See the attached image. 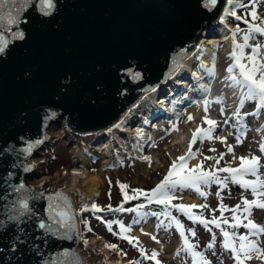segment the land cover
<instances>
[{
	"label": "water",
	"instance_id": "obj_1",
	"mask_svg": "<svg viewBox=\"0 0 264 264\" xmlns=\"http://www.w3.org/2000/svg\"><path fill=\"white\" fill-rule=\"evenodd\" d=\"M220 7L221 0L210 9L204 0H52L51 8L43 0H5L0 6V264H86L76 247L68 198L61 188L40 191L28 183L35 171L27 157L44 142L49 122L61 115L65 127L109 123L176 66L178 53L213 25ZM21 183L31 197V212L23 216L13 203L22 193L10 187ZM60 193L55 201L48 199ZM53 203L60 207L52 215L59 219V211L67 212L72 227L49 218ZM41 221L59 234L40 229Z\"/></svg>",
	"mask_w": 264,
	"mask_h": 264
},
{
	"label": "rangeland",
	"instance_id": "obj_2",
	"mask_svg": "<svg viewBox=\"0 0 264 264\" xmlns=\"http://www.w3.org/2000/svg\"><path fill=\"white\" fill-rule=\"evenodd\" d=\"M235 8H237V12L241 16L251 15L252 11H255L258 15H264V0H256L255 4H253V0H243V3H240ZM228 20L234 25V29L231 30L233 31L231 35L235 33V39L243 43V36L248 30L243 27L244 24H241V22L240 26L236 27L234 22L236 19L228 18ZM231 39H233V36H231ZM227 41V36L225 39H221L218 50V65L221 73L226 72V69L233 63L230 53L233 51L234 44L226 51L222 50L225 44L228 43ZM257 43L264 44V36L259 33H252L249 44L255 45ZM245 52L250 54L251 48L245 49ZM238 72L239 70L236 69V74ZM223 79L219 76L218 80L221 81L219 82L220 84L218 83L219 93L213 97L214 99L212 101L214 100L216 103L217 98H222L226 107L222 108L223 111H221L220 115L217 114L216 118L218 123L217 126H213L212 138L197 139L196 143L192 144V134L187 137L189 139L184 137L181 143L172 144L171 134L175 129L180 127L181 123L190 122L189 116H191V113L188 116L186 114H180L179 116L171 117L165 124L159 127V135L157 138L145 142L143 145L145 149L147 150L150 147V160L141 159L135 153H123L120 143L112 138V146L109 150L110 154H108L110 162L108 168L102 171L99 191L92 195L83 193L79 187L73 191L79 218L81 215L80 208L95 204L101 209H108V206H116L125 201V193L132 196L134 189L144 191L154 189L163 180L164 176L167 175L172 162L180 156H186L190 146L192 152L196 155L188 161V168L191 169L203 161V170H211L217 176L221 177V179L227 177L229 174L219 172L217 169L223 167H239L238 164H232L230 158L232 152H234L233 154L236 155L239 162L240 156L249 157L253 153L255 156H260V167L262 168L264 165V152L260 150V145L264 144V127H255L256 124L254 122H260V119L256 117L258 116L257 114H252L256 112L257 104L254 101H247L243 108L240 109V116L238 118L234 113L239 108L240 88L232 86V82L229 79ZM167 86H170V83ZM220 86L222 87L220 88ZM217 104L220 105L221 103ZM252 116L255 117L253 120H251ZM205 117L204 115L201 117L200 122L202 124L200 128L207 130L209 125L206 123ZM196 119H199V117L196 116ZM261 124L264 125V118ZM69 131L64 125V116L50 121L45 128L44 142L37 145L34 154L27 157L28 161L30 159L37 160L36 163L38 166L34 168L35 174L26 177V181L36 189L50 191L57 188H65L70 181V175L72 174L74 165L87 166L92 171L100 169L103 157L102 150H95L94 147L104 142L108 137L109 131L106 133L103 132L91 139L87 135L80 136L78 134L76 135V133L72 138L68 133ZM226 131L228 137L222 141L219 139V133ZM237 137H240L241 142L237 141ZM226 141L229 143V146H233L232 148L234 149L232 152H229V146H225ZM72 146L74 150H71ZM87 147L90 149V152H87L90 154V159L85 163L82 160L83 154H79L81 153L79 149L85 151ZM212 149H215V151H212ZM221 156H223L222 159H220ZM207 157L218 159L219 164H216L213 159H206ZM56 170L57 174H55ZM259 174L261 178H264L263 173ZM43 175L49 176L40 179ZM80 175L83 176L82 170H80ZM246 177L245 179H256L252 175ZM122 184L127 185V188L123 191L121 190ZM200 187L202 191L207 193L206 197H201L194 189L178 188L174 190L175 198L172 202L178 200L179 203L184 205H208L206 208H193V215L202 216L208 220H212L213 216L220 220L226 218L230 222L228 224L229 231H236L239 235L249 233L250 230L245 227L232 229L230 224L232 222L233 212L224 210L223 214H221L220 206L223 204L226 206V209H234L237 204H240L241 209L236 214L241 216L243 223H247V219H257V214L251 211L253 214L248 217L244 211L243 199H256L252 195L251 189L247 191L241 186L232 183L231 180H228L226 186L213 182L210 185H201ZM139 197L144 196L141 195ZM260 199L264 200V197ZM213 209H215L214 212ZM115 212V214L108 213L112 216H110L109 220H105V222L108 221L107 224H102L101 221H96L92 218H89L88 222L84 223L80 218L81 236L78 239L77 246L81 251V255L89 262L92 264H156V260L141 257L140 252L143 251L147 254V257H150L154 252L158 253L156 259L160 261V264H192L191 256L180 251L183 247V237H181L174 221L166 219V216L164 218L154 216L146 208H138V212L136 210L127 212L116 210ZM172 216H175L183 224L185 234L197 246L196 250L205 253L212 264H236L232 254L224 249L222 236L212 226V223L208 225V228L212 230L210 232L203 224L189 220L180 211L177 215L173 212ZM262 219L264 220V217ZM121 223L129 229L128 232H121ZM109 224L111 228H109ZM261 225H264V222ZM147 228L149 230H146ZM189 229L195 230V237L191 235V232L188 231ZM213 229H216V232ZM97 233L105 235L107 241L105 243L92 241V236ZM213 234L216 236L215 246L209 249L208 244L212 242ZM124 236L135 239L130 243L129 239L122 238ZM153 236L156 239H153ZM253 237L250 238L252 239ZM261 237L259 242L263 240V243H260L264 247V235ZM163 244L176 247L170 256L164 255L165 247L162 246ZM106 245H116L117 248L112 249ZM177 252L180 254L177 255ZM261 260L256 258L254 254V258L247 261L246 264H264V259Z\"/></svg>",
	"mask_w": 264,
	"mask_h": 264
},
{
	"label": "snow or ice",
	"instance_id": "obj_3",
	"mask_svg": "<svg viewBox=\"0 0 264 264\" xmlns=\"http://www.w3.org/2000/svg\"><path fill=\"white\" fill-rule=\"evenodd\" d=\"M5 0H0V6L3 5ZM233 0H228V3L231 5ZM43 3L48 7H52V0H43ZM218 3V0H204V6L206 8L215 7ZM256 3V0H253V4ZM48 14V13H45ZM231 15L236 16L237 20L244 19L243 17L237 15L235 12H231ZM251 16L253 19H259L257 13L255 11L251 12ZM10 22H12L10 20ZM245 23H248L247 19H245ZM239 31V29H237ZM252 33H259L264 36V26L252 24L251 28L245 33L243 36V43L238 42L235 39V33L233 34V51L230 53V56L233 60V63L226 69L229 73V76L226 79H229L232 82V86L240 88V99H239V108L236 110L234 115L238 118L240 116V109L243 108L244 104L247 101L256 102V112L252 113L253 115L258 114L260 110L264 109V44L257 43L255 45L249 44V40L252 38ZM19 38H23V33L19 34ZM251 48V53L248 54L245 52V49ZM4 51L3 45H0V53ZM246 61V62H245ZM236 69L239 70L238 74H236ZM212 74H214L215 69L211 70ZM135 77L138 78L139 74H135ZM216 103H223L222 98H217ZM205 111L207 112V105L209 104L208 100L204 101ZM223 111V109H221ZM193 119V117L189 116V120ZM206 123L209 125L207 130L203 128H197L192 136V144H195L197 139L204 138H212L211 133L213 130V126L217 125V121L208 119L205 117ZM222 141H224L223 137H220ZM237 141H240V137H237ZM29 146V149L30 150ZM229 152L233 151V148L229 146ZM260 150L264 152V144L260 145ZM215 151V149H212ZM196 154L192 152L191 146L189 147L188 153L186 156H180L176 160H174L171 164V167L164 176L163 180L152 190L144 191L140 189H134L133 195L129 196L127 193L124 194V199H138L139 196H144L148 203H157L164 206V211L159 213V215L167 216L172 221L175 222L176 228L179 230L181 237H183V247L180 251H183L189 254L192 258V264H212V262L207 258L205 253L197 251L196 245L193 244L188 236L185 234V229L183 224L175 217L171 215V208H176L178 211L182 212L185 216L188 217L189 220H193L194 222H199L203 224L205 228H208L210 223L215 224L217 228L220 229V232L223 235V247L225 250L229 251L236 264H246L247 261L254 258V254L256 258L264 259V247L261 246L260 242L255 239H251L252 236H262L264 235V225L257 224L251 219H247V223H243V219L241 216L236 213L241 209V205L237 204L234 209H226V206L221 204V214H223L224 210H230L233 212L232 222L230 227L232 229H236L238 227L248 228L250 231L248 234L239 235L236 231H229L222 227V224H229V220L224 218L222 220L213 216L212 220H208L203 218L202 216H194L192 213V209L196 207L206 208L208 205H184V204H172V200L175 198L174 190L178 188H187L194 189L199 193L201 197H206L207 193L201 190V185H210L213 182L220 183L226 186L228 180H231L232 183H235L245 190L251 189L252 195L257 197L254 200H248L247 198L243 199V205L245 206L244 211L247 213V216H251V208L258 207L264 209V200L260 199L264 197V178H261L259 174L260 170V158L259 157H247L241 156L240 166L238 168L232 167H223L217 169L219 172L228 173L227 177L221 179V177L217 176L211 170H203V161L195 167L189 169L188 161L192 159ZM223 156L220 157L222 159ZM235 158V157H234ZM146 160H150L149 157H144ZM206 159H213L216 164H219V160L214 157H207ZM11 173H9V176ZM252 175L256 177L255 180L245 179L246 176ZM12 191L22 193L21 196L17 198V200L13 201L14 204L18 205V215L23 216L25 213L31 212V207L29 203L30 194L24 193V185L21 183L17 186H11ZM127 188V185H121V190L123 191ZM63 194H57V197L50 196L48 199L50 201H55L58 197H62ZM49 210V218L53 220L55 224L60 225L61 227L70 228L72 225L69 223L71 220V216L65 211H59L57 219L52 215V211L60 206L53 203L50 204ZM144 205H139L138 208H143ZM91 210L95 211H103V209L99 208V206L93 204L91 206ZM111 210V209H110ZM118 211L125 209H116ZM135 209H127V211H134ZM215 209H213V212ZM152 215H157V213H152ZM247 218V217H245ZM10 219H17L16 216H11ZM38 227L40 229H46L51 232L53 235H58V229H53L52 225H46L43 221L39 222ZM109 228L111 225L109 224ZM121 232H128L129 229L126 228L122 223L120 224ZM211 232L212 230L208 228ZM193 237L196 236L195 230L189 229ZM122 238L129 239L131 243L135 238H130L124 236ZM156 239L155 236L152 237ZM216 236L213 234L212 242L208 244V248H214ZM112 249H116V245H106ZM180 253L177 252V255ZM158 253H153L149 259L156 260V264H160V261L156 259Z\"/></svg>",
	"mask_w": 264,
	"mask_h": 264
},
{
	"label": "bare ground",
	"instance_id": "obj_4",
	"mask_svg": "<svg viewBox=\"0 0 264 264\" xmlns=\"http://www.w3.org/2000/svg\"><path fill=\"white\" fill-rule=\"evenodd\" d=\"M233 5V3L230 5L228 3V0H221V7L218 16L210 23L213 25L210 28H208L209 26L203 27L194 44L187 50L178 53L176 66L168 71L166 75L161 79L154 81L151 86L146 87L145 89L140 91L133 99V101L127 104V106L119 113V115H117L109 123H106L101 127L91 129H77L67 127V129L70 130L68 133L72 138L76 133V135L78 134L80 136L87 135L91 139L103 132L106 133L109 131L108 137L103 142L104 145H102L103 143H101L100 145H95L94 147L95 150H102L101 153L103 157L100 169L92 171L87 166L74 165L72 168V174L70 175L69 183L65 188H62L66 197L68 198L70 207L73 211L76 247L81 259H83L86 264L92 263L81 255V251L77 246L78 239L81 236V224L79 214L77 213L78 210L76 207L75 196L73 194L74 189L79 187L80 189H82L83 193L87 195H92L99 191L102 171L103 169L108 168L110 162L108 159V154H110L109 150L112 146V138L116 139V141L120 143V147L123 153H135L139 156V158L143 159L144 157H150L151 155L149 149L150 147L146 150L145 146L143 145L148 140L157 138V136L159 135V127L165 124V122H167V120L171 117L179 116L180 114L189 115V113H191V117H193V119H191L189 123H181L180 127L178 129H175L171 134L170 138L172 140V144H176L181 143L184 137L187 138L188 136L193 134V131L201 127L202 122L200 121L202 115L207 116L208 118L213 116L215 107L212 99H214L213 96L219 93L218 83L221 82L218 80V78L219 76H221L222 79H225L229 76V73L227 71L223 73L220 72L218 65V50L220 40L225 39V36L228 37V43L225 44L222 50L226 51L231 45H233V39H231V36H233L231 35V33H233V31L231 30L234 29V25L231 24L228 20V14L231 13V10H233ZM213 66L215 69L214 74H212L211 72ZM169 83L170 86H167V84ZM221 87L222 86H220V88ZM205 100L209 101V104L207 105V112L205 111ZM151 114L155 115L152 120L149 121L150 123L147 126L144 124V121ZM257 115L258 116L256 117L260 119V122H254L256 124L255 127L262 128V126L264 127V125L261 124L264 118V110H260ZM196 116L199 117V119H196ZM254 118L255 117L252 116L251 120H253ZM219 134L220 137H228L227 131L221 132ZM225 146H229V143H227V141L225 143ZM71 150H74L73 146ZM79 151L81 152L79 154H83L82 160H84V162L86 163V161L90 159V154L87 153L90 152L89 147H87L85 151L80 149ZM233 153L234 152L230 154L232 164H238L240 166V162L237 160L236 155ZM253 156H255L254 153L249 155V157ZM36 161V159L29 160L32 168L38 166ZM263 166L262 168L260 167L259 173L264 174ZM80 170L83 171V176L80 175ZM55 174H57V170L55 171ZM48 176L49 175H43L42 177H40V179L47 178ZM254 198L257 199V197ZM251 211L258 215L257 219L254 218L251 220H253L257 224H261L264 222V220L262 219L264 217V209L252 207ZM253 213H251V215ZM146 230H149V228H147ZM261 238V236H254L252 239L259 241ZM92 241H100V243H105L107 241V238L105 235L97 233L92 236ZM162 246L165 247V256H170L176 248L175 246L171 245L163 244Z\"/></svg>",
	"mask_w": 264,
	"mask_h": 264
},
{
	"label": "trees",
	"instance_id": "obj_5",
	"mask_svg": "<svg viewBox=\"0 0 264 264\" xmlns=\"http://www.w3.org/2000/svg\"><path fill=\"white\" fill-rule=\"evenodd\" d=\"M258 15V14H257ZM259 19H253V17L251 15H247L245 16L244 19L241 20V24L243 23L244 28H246V30H249L252 26V24H257V25H261L264 26V15H258ZM245 19H247L248 23H245ZM249 26V28H248ZM172 204H180L177 201H175ZM139 205H144L143 208H146L150 213H157L156 216H161V217H165L163 215H159V213H161L162 211H164V206L157 204L155 202L153 203H148L147 199L145 197H139L138 199H130V200H125L121 203H119L116 206H108V209H103V211H95V210H91V206H86L85 208H80L81 209V221L88 222L89 218H92L96 221H101L102 218H107L109 219L110 216L108 213H116V209L118 206H121V208L126 209L125 211L127 212V209H135L138 212V206ZM111 209V210H110ZM176 208H171V215L174 212L176 215L178 214V210ZM134 210V211H135ZM155 216V215H154ZM166 219H170L169 217L166 216ZM103 222V221H101ZM216 232V229H213Z\"/></svg>",
	"mask_w": 264,
	"mask_h": 264
}]
</instances>
